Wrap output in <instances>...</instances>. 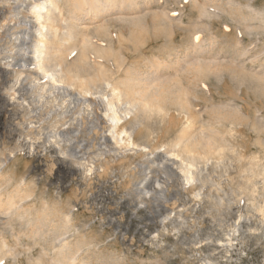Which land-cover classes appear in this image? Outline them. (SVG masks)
I'll use <instances>...</instances> for the list:
<instances>
[{"label":"bare ground","instance_id":"obj_1","mask_svg":"<svg viewBox=\"0 0 264 264\" xmlns=\"http://www.w3.org/2000/svg\"><path fill=\"white\" fill-rule=\"evenodd\" d=\"M125 1L0 0V143L14 142V147L0 150V225H11L13 229V224L18 223L17 241L27 231L34 245L39 240L51 241L49 249L43 248L46 255L54 254L51 264H76L85 248H97L96 236L87 232L90 227L112 232L115 238L111 236L109 240V235V242L121 236L120 240L130 239L135 244L138 236L159 227L169 234L173 231L179 239H186L184 230L199 233L203 219L214 221V216L207 213L201 217L200 209L193 202L190 205L189 199L179 192L178 202L170 185L176 182L181 184V191L192 189L193 199L200 204L209 201L204 195L208 182L203 172L209 167H221L225 152L234 151L227 138L238 133L240 119L227 120L226 125L222 121L226 118L216 117L197 131V117L183 98L186 88L180 79L164 83L159 76L140 77L137 72L115 77L123 63L110 40L108 24L92 29L79 24V20L84 14L102 18L107 14L105 4L115 6ZM201 14L206 13H200L202 17ZM141 22L133 24L134 30L125 41L135 46L144 43L140 37L146 32V25ZM99 38L107 43L106 47L98 43ZM156 63L158 68L154 71L159 74L162 61L158 59ZM206 70L197 67V80L206 77ZM2 112H16L14 122L5 121ZM153 117L157 119L155 129L145 133ZM178 126L176 134L170 135ZM161 134L169 138L164 143L159 141ZM96 135L99 137L94 138ZM20 156H46L48 161L50 157L46 164L51 169L59 167L67 174L77 172L80 180H88L91 189L83 190L84 207L92 218L89 225L82 226L89 237L76 227V207L63 204L61 195L55 201L36 198V184L42 178L36 183L29 181L32 172L18 176L11 165ZM138 157L141 160L133 164ZM126 163L131 168H125ZM63 175L58 176L56 184L66 189L70 180ZM126 183H130L127 191L121 192ZM255 193L254 188L246 196L255 200ZM226 199H220V205L226 204L230 211L240 208L238 203L231 204ZM80 205L78 209L83 210ZM256 209L264 216V208ZM145 213L148 222L135 228L139 216ZM238 225L235 222L226 227L229 246L235 245L241 229ZM72 232L78 236L75 245L69 240ZM155 232L151 233V241L143 237L138 245L159 247L157 243L166 235L159 229ZM7 242L3 236L0 238V264L13 253ZM200 246L195 244V249ZM17 254L20 253L14 252ZM87 257L79 263L92 264V258ZM43 259L42 254L35 261L40 263ZM203 262L216 264L209 258Z\"/></svg>","mask_w":264,"mask_h":264},{"label":"rangeland","instance_id":"obj_2","mask_svg":"<svg viewBox=\"0 0 264 264\" xmlns=\"http://www.w3.org/2000/svg\"><path fill=\"white\" fill-rule=\"evenodd\" d=\"M107 5L105 4L107 14L104 17L96 18L91 14H84L80 17L79 24L91 26L92 29L108 24L110 40L123 63L120 72L115 74L116 78H123L127 72H137L140 77L159 76L160 81L164 83L178 78L186 88V95L183 98L189 102L191 112L197 117V131L201 130L200 125L208 126L216 117L226 118L222 120L226 125L227 120L240 119L241 125L238 126V133L234 135L236 138H227L234 145H232L234 151L225 152L221 167L213 169L209 167L203 172L208 182L204 195H208L209 201L205 200L200 204L193 199L192 189L181 191V184L176 182L170 185L174 199H178L180 195L189 199L190 205L195 204L200 209L198 212L200 211L201 217L212 213L214 221H207V218H204L205 222L201 224L199 233L195 231L187 233L184 230L183 234L189 239L187 241L177 238L173 231L169 234L159 227L160 233L166 237L160 240V244L157 243L159 245L157 248L150 244V247L138 244L143 242V237L147 242L151 241L153 237L151 233H157L155 231L158 229H151L149 234L143 231L145 235L138 236L135 244L130 239L120 240L121 236L109 242L112 237L115 238L112 232L90 227L87 232L96 236L95 243L101 248L97 246L85 248L86 251L83 249L85 252L77 256L76 264H81L80 260L86 259L87 256V259L92 258V264H204L203 259L207 258L216 264H264V216L256 209L264 208V0H126L115 6ZM203 12L206 14H201V17L200 13ZM136 21H143L141 23L146 25V32L140 37L144 43L139 42L136 45L138 47L124 40L129 37ZM97 41L106 47L107 43L102 39L99 38ZM158 59L162 61L159 74L154 71L158 68L156 63ZM197 67L208 68L206 77L197 80L194 76ZM172 111L177 113L175 110ZM2 114L5 121L14 122L16 112L12 115H5L3 112ZM156 123L157 119L153 117L148 122L150 128L148 131L145 130V133L154 131ZM215 127L219 128L218 125ZM178 129L179 126L171 131L170 135L174 136ZM163 136L164 134L159 136L161 143L169 139ZM10 146L14 147L13 141L4 145L0 143V150L5 152ZM53 155L55 158L57 154ZM39 157L34 156L33 159L17 157V162L11 167L18 176L34 173L35 177H31L29 181L36 180L37 183V180L42 178L35 188L38 200L55 201L57 195H61L64 198L63 204L74 205L76 227L80 228L81 234L89 237L82 226L89 225L92 218L84 207L86 201L84 191L88 192L91 189L88 180H80L77 172L67 174L59 167L51 169L46 164L48 158ZM140 160L141 158H136L133 164ZM126 165L125 168L130 166L129 163ZM59 175H63L67 181L70 180V183H67L69 188L65 189L64 186L59 187L56 184L60 180ZM86 184L88 187H84ZM129 184H124L121 192L127 191ZM76 185L79 186L78 190ZM254 188L255 200L251 196H246ZM177 192L180 195H176ZM226 197L231 204L238 203L240 208L230 211L226 204L220 205V199ZM77 205L82 206L83 210H79ZM145 217L147 218V213L139 216L140 220L134 225L135 228L148 222ZM235 222L239 223L241 229L236 234L235 245L232 247L228 245L225 232L226 227ZM0 226V231H3L0 238L3 236L13 251L1 264H51L50 258L54 254L50 252V255L48 253L46 255L43 250L49 249L51 241L37 239L39 243L34 245L28 238L27 230V233L22 234L17 241V233L20 231L18 223L13 224V229L10 228L11 225ZM46 229L48 231V228ZM69 235L71 244L75 245L78 236L73 232ZM195 239L199 243H196ZM188 241H193V244L191 242L189 244ZM200 242L204 243L201 245ZM195 244L201 245V248L195 249ZM14 252L20 254L14 255ZM42 254L44 259L37 263L35 258Z\"/></svg>","mask_w":264,"mask_h":264}]
</instances>
